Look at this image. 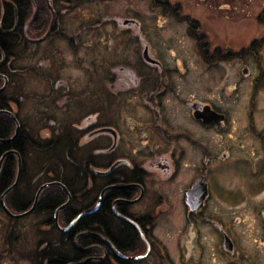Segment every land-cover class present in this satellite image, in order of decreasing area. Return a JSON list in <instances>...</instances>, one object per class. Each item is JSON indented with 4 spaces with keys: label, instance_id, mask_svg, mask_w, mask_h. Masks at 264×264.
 Returning <instances> with one entry per match:
<instances>
[{
    "label": "flooded vegetation",
    "instance_id": "1",
    "mask_svg": "<svg viewBox=\"0 0 264 264\" xmlns=\"http://www.w3.org/2000/svg\"><path fill=\"white\" fill-rule=\"evenodd\" d=\"M263 62L264 0H0V264H264Z\"/></svg>",
    "mask_w": 264,
    "mask_h": 264
},
{
    "label": "rangeland",
    "instance_id": "2",
    "mask_svg": "<svg viewBox=\"0 0 264 264\" xmlns=\"http://www.w3.org/2000/svg\"><path fill=\"white\" fill-rule=\"evenodd\" d=\"M221 64H222V66H225V63H221ZM243 65H246V63H244V62H237V63H235V66H233L231 68L234 69V70H240L243 67ZM226 67H227V65H226ZM263 67H264V65H263ZM252 68L253 69L256 68L255 67V63H253ZM242 86H244V85H242ZM260 248H261V246H260V243L258 242V239L252 238L253 255H257L259 257L260 256V252H262V251H260ZM257 262H259V261H257Z\"/></svg>",
    "mask_w": 264,
    "mask_h": 264
},
{
    "label": "trees",
    "instance_id": "3",
    "mask_svg": "<svg viewBox=\"0 0 264 264\" xmlns=\"http://www.w3.org/2000/svg\"><path fill=\"white\" fill-rule=\"evenodd\" d=\"M18 6H19V3H18Z\"/></svg>",
    "mask_w": 264,
    "mask_h": 264
}]
</instances>
